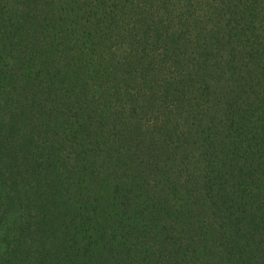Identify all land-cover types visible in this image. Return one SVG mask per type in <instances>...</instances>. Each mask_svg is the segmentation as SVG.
I'll list each match as a JSON object with an SVG mask.
<instances>
[{
    "label": "trees",
    "instance_id": "16d2710c",
    "mask_svg": "<svg viewBox=\"0 0 264 264\" xmlns=\"http://www.w3.org/2000/svg\"><path fill=\"white\" fill-rule=\"evenodd\" d=\"M0 264H264V0H0Z\"/></svg>",
    "mask_w": 264,
    "mask_h": 264
}]
</instances>
